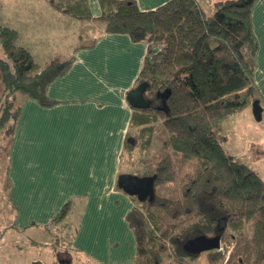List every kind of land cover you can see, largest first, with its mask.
I'll return each instance as SVG.
<instances>
[{
    "label": "trees",
    "instance_id": "trees-1",
    "mask_svg": "<svg viewBox=\"0 0 264 264\" xmlns=\"http://www.w3.org/2000/svg\"><path fill=\"white\" fill-rule=\"evenodd\" d=\"M99 2L102 13L94 17L88 0H52L57 10L68 15L104 23L107 33H127L134 41L152 44L137 81L147 83L145 96L151 104L133 107L130 125L133 120L146 125L161 119L167 133L162 146L172 148L184 163L195 161L194 169L182 178L180 197L156 192L152 200H140L131 195L134 205L127 219L136 237L134 264H160L166 258L186 264L184 259L199 254H190L183 245L201 234L236 238L235 264H264V179L248 163L227 153L222 133L224 119L255 99L262 101L254 80L256 0L217 1L211 15L197 0H168L149 10L141 9L135 0ZM0 44L6 54L0 58L1 141L14 134L20 110L19 103L12 108L17 93L52 104L48 86L67 71L74 56L41 66L20 44L18 31L1 19ZM166 89L170 90L168 111L158 108L162 100L157 94ZM146 130L150 135L142 137L143 149L150 147L155 127L147 125ZM137 138L129 132L125 149L135 148ZM141 175L153 176L155 185L174 181L172 155H164L154 170ZM135 199L146 211L136 208ZM69 211L65 204L53 223L65 219ZM4 231L0 228V236Z\"/></svg>",
    "mask_w": 264,
    "mask_h": 264
},
{
    "label": "crops",
    "instance_id": "crops-1",
    "mask_svg": "<svg viewBox=\"0 0 264 264\" xmlns=\"http://www.w3.org/2000/svg\"><path fill=\"white\" fill-rule=\"evenodd\" d=\"M135 1L149 10L168 0ZM197 1L206 11L202 2L208 0ZM217 1L222 0H209L208 15ZM88 4L94 17L101 15L99 0ZM0 19L18 31L20 44L41 66L74 56L67 71L48 86L52 104L21 96L6 166L11 227L48 228L69 204V213L78 214L74 245L80 254L94 264H134L136 237L127 219L134 200L118 178L128 172L122 154L134 108L127 94L152 44L127 33H107L104 23L99 34L86 38L89 21L97 20L68 15L52 0H0ZM252 24L258 38L254 80L264 110V0H256ZM249 107L244 110L251 115ZM222 133L225 142V123Z\"/></svg>",
    "mask_w": 264,
    "mask_h": 264
},
{
    "label": "rangeland",
    "instance_id": "rangeland-1",
    "mask_svg": "<svg viewBox=\"0 0 264 264\" xmlns=\"http://www.w3.org/2000/svg\"><path fill=\"white\" fill-rule=\"evenodd\" d=\"M202 3L206 7L207 14L210 13L209 0ZM88 24L92 27L86 38L99 34V26L102 27L103 23L89 21ZM0 58H6L1 44ZM44 61V59L40 60L42 64ZM21 96L23 95L17 93V101L12 105L13 109L20 102ZM3 99L5 100V98ZM9 100H12V97ZM248 106L252 108V104ZM234 114L224 119L223 122L225 123V133L228 136L227 141L223 142L225 150L234 159L247 161L251 166L253 165L264 179V110L261 120L256 119L253 111L251 115H248V111L242 109ZM147 125H154L155 131L150 147L143 149V140L149 138L150 135L148 130L143 131ZM129 132L138 137V140L135 148H126L123 152V168L129 173L141 175L146 171L154 170L161 157L171 154L175 161L177 177L174 181L155 185V190L157 194L166 197H180L182 178L187 171L194 169L195 161L184 163L181 156L176 154L172 148L162 146V141L167 137V133L161 119L146 125L136 124L133 120ZM10 138L11 136H8L0 141V228L1 230L5 229L4 234L0 236V264H94L86 255L80 254L74 245L76 232L79 228L76 212L73 214L72 211L65 219L52 223L48 228L19 230L11 227L13 226V211L8 201L6 177ZM135 206L146 211V208L137 199H135ZM221 241L225 245L232 246H228L229 248L226 249L230 250L227 263H225V259L228 251L201 252L198 256L184 259V262L186 264H235L238 257L236 253L237 239L227 235ZM214 257L216 259L213 262L211 259ZM160 264H177V262L166 258Z\"/></svg>",
    "mask_w": 264,
    "mask_h": 264
},
{
    "label": "water",
    "instance_id": "water-1",
    "mask_svg": "<svg viewBox=\"0 0 264 264\" xmlns=\"http://www.w3.org/2000/svg\"><path fill=\"white\" fill-rule=\"evenodd\" d=\"M147 89V83L142 82L137 84L127 94V100L132 107L135 108H146L151 104L149 98L145 96ZM170 90L158 92V96L161 97L162 103L158 106L159 109L168 111L169 106L167 103ZM253 113L257 120L262 119L263 106L258 99L252 102ZM119 185L129 195H137L140 200L150 199L155 197V182L154 177L151 175H138L129 172H123L118 178ZM221 243V236H207L204 234L188 239L183 248L190 254H200L201 252L211 251L218 249ZM68 262V261H67Z\"/></svg>",
    "mask_w": 264,
    "mask_h": 264
},
{
    "label": "built area",
    "instance_id": "built-area-1",
    "mask_svg": "<svg viewBox=\"0 0 264 264\" xmlns=\"http://www.w3.org/2000/svg\"><path fill=\"white\" fill-rule=\"evenodd\" d=\"M228 246H229V247H232L231 245H225V244H223L222 241H221V243H220V247H219L218 249L215 250V251H221V252H227V251H228V253L226 254L225 263H227V261H228V259H229V253H230V250H226V249L229 248Z\"/></svg>",
    "mask_w": 264,
    "mask_h": 264
}]
</instances>
